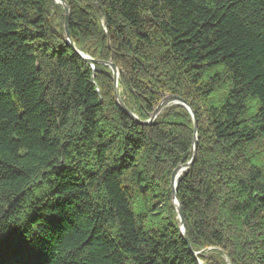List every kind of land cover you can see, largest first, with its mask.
Returning <instances> with one entry per match:
<instances>
[{"label": "trees", "instance_id": "1", "mask_svg": "<svg viewBox=\"0 0 264 264\" xmlns=\"http://www.w3.org/2000/svg\"><path fill=\"white\" fill-rule=\"evenodd\" d=\"M63 1L96 63L51 0H0V264H264V0ZM108 62L137 121L195 115L191 251V117L140 124Z\"/></svg>", "mask_w": 264, "mask_h": 264}, {"label": "water", "instance_id": "2", "mask_svg": "<svg viewBox=\"0 0 264 264\" xmlns=\"http://www.w3.org/2000/svg\"><path fill=\"white\" fill-rule=\"evenodd\" d=\"M52 1L54 3H56V4L62 5V7H63V11H64V26H63V29H64V36H65V39H66L67 44L85 62H87L89 64L96 63L91 58H89L86 55H83L82 53L78 52L74 48V45H73V43L71 41V38L69 36V31H68L69 18H70V10H69L68 5L63 0H52ZM105 65L108 66L110 68V70L112 71V78H113V81H114V95H115V102H116L117 106L123 112H125L128 116H130L131 118H133L134 120L137 121V118L134 115H132L126 109L125 105L122 103V101L119 98L118 91H117V79H118V71H117V68L115 67L114 64H112L110 62L105 63ZM170 105H179V106L187 109L188 113L191 116L192 123H193L194 138H193V155H192V158H191V160L188 163H186L185 165L178 166L172 172V175H171V186H170L171 187V190H172V202L174 204V208H175V211H176L178 220H179L180 233H181V236H182L185 244L188 246L189 250L191 251V249L189 247V242H188V239H187V236H186V232H185V220H184L183 210H182V207H181L179 201L177 200L176 186H177V183H178L179 179L178 180H176V179H177V173L179 171H183V173H184L191 166V164L194 161L195 155H196V150H197V122H196L195 115H194L192 109L190 108V106L187 105L185 103V101H183L182 99H180V98H178L176 96L167 95V96L163 97V99L160 101V103L154 109V111H153L150 119L147 122H139V121H137V122H139L140 124H151V123H153V121L155 120L156 116L160 113V111L162 109L170 106ZM193 255L195 256L196 254H193Z\"/></svg>", "mask_w": 264, "mask_h": 264}, {"label": "rangeland", "instance_id": "3", "mask_svg": "<svg viewBox=\"0 0 264 264\" xmlns=\"http://www.w3.org/2000/svg\"><path fill=\"white\" fill-rule=\"evenodd\" d=\"M52 1V0H51ZM53 2V1H52ZM54 3V2H53ZM54 5L55 6H57V7H59L60 9H61V14H60V19L62 20V18H63V21H64V11H63V7H62V5H60V4H56V3H54ZM57 22V24H61L59 21H56ZM63 26H64V22H63ZM90 58V57H89ZM111 63V62H110ZM108 67V66H107ZM109 68V67H108ZM110 69V68H109ZM111 71V70H110ZM117 71H118V79L120 78V71L117 69ZM111 73H112V71H111ZM118 79H117V82H118ZM118 91V90H117ZM118 93H119V91H118ZM119 95V94H118ZM165 97V96H164ZM120 98V97H119ZM172 106H179V105H170V106H168V107H166V108H164V109H167V108H169V107H172ZM181 107V106H180ZM164 109H162L161 111H160V113L164 110ZM185 109V108H184ZM187 110V109H186ZM188 112V111H187ZM159 113V114H160ZM159 114L157 115V116H159ZM190 115V114H189ZM156 116V117H157ZM191 117V116H190ZM156 119V118H155ZM192 120V119H191ZM193 124V123H192ZM176 212V211H175ZM176 216H177V214H176ZM177 219H178V217H177ZM178 222H179V220H178ZM224 258V260H225V262L226 263H228V260L225 258V257H223Z\"/></svg>", "mask_w": 264, "mask_h": 264}, {"label": "bare ground", "instance_id": "4", "mask_svg": "<svg viewBox=\"0 0 264 264\" xmlns=\"http://www.w3.org/2000/svg\"><path fill=\"white\" fill-rule=\"evenodd\" d=\"M182 173H183V171H179V172L177 173V179H176V180L179 179V177L182 175Z\"/></svg>", "mask_w": 264, "mask_h": 264}]
</instances>
